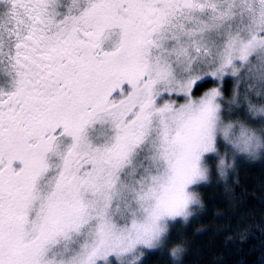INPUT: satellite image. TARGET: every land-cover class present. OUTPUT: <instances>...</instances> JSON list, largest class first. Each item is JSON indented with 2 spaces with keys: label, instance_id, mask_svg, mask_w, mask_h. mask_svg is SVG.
Listing matches in <instances>:
<instances>
[{
  "label": "snow or ice",
  "instance_id": "6c2138e0",
  "mask_svg": "<svg viewBox=\"0 0 264 264\" xmlns=\"http://www.w3.org/2000/svg\"><path fill=\"white\" fill-rule=\"evenodd\" d=\"M257 160L264 0H0V264H227Z\"/></svg>",
  "mask_w": 264,
  "mask_h": 264
},
{
  "label": "trees",
  "instance_id": "16d2710c",
  "mask_svg": "<svg viewBox=\"0 0 264 264\" xmlns=\"http://www.w3.org/2000/svg\"><path fill=\"white\" fill-rule=\"evenodd\" d=\"M242 179L246 182L247 203L240 208L239 214L231 220V230L228 234L233 239H239L240 232L238 229L251 226L250 238L245 243V251L233 255H229L224 251L223 237L222 235H217V230L225 228L223 216L228 215L229 209L219 199H215V202L209 207V210L203 214L202 220L192 225L193 256L206 252L208 249H215L218 253H223L228 256L227 264H237L240 260L247 261L249 264H257V254L248 256L247 252L249 245L258 246V241L252 239V237L259 236V229L256 225L261 224V218L264 215V209L261 208L260 200L258 199L261 195L260 187L264 185V161L257 160L251 162L248 165L247 171L242 173ZM209 195L212 194H206V200L209 198ZM218 213L223 214L219 219L217 218ZM197 230L202 231L204 235H194ZM156 261L157 258L154 257L153 264H156Z\"/></svg>",
  "mask_w": 264,
  "mask_h": 264
},
{
  "label": "clouds",
  "instance_id": "9594fccd",
  "mask_svg": "<svg viewBox=\"0 0 264 264\" xmlns=\"http://www.w3.org/2000/svg\"><path fill=\"white\" fill-rule=\"evenodd\" d=\"M173 250H170V252H172Z\"/></svg>",
  "mask_w": 264,
  "mask_h": 264
}]
</instances>
